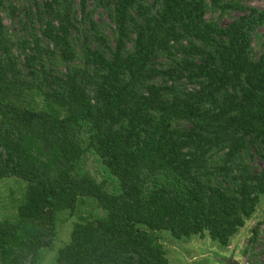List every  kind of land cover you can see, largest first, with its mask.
Wrapping results in <instances>:
<instances>
[{"label":"trees","instance_id":"1","mask_svg":"<svg viewBox=\"0 0 264 264\" xmlns=\"http://www.w3.org/2000/svg\"><path fill=\"white\" fill-rule=\"evenodd\" d=\"M89 1L0 0V178L26 182L0 264H40L63 213L53 264H170L163 232L228 247L264 195V7Z\"/></svg>","mask_w":264,"mask_h":264},{"label":"rangeland","instance_id":"2","mask_svg":"<svg viewBox=\"0 0 264 264\" xmlns=\"http://www.w3.org/2000/svg\"><path fill=\"white\" fill-rule=\"evenodd\" d=\"M244 2L247 5L264 7V0H244ZM89 6H92L91 0L89 1ZM102 13L104 14L103 10H98L96 12V18L100 21L104 18L107 19V17L102 15ZM237 16L238 13L232 12L231 14L226 15L222 19V22L227 24ZM5 21L7 25H10L9 19L6 18ZM254 165L259 170L264 169V158L257 157L254 160ZM21 181L23 183L19 180L13 179V177L0 178V218H5L14 213V209L12 208V195L10 193L16 192L18 195V191H22V189L25 190L26 182L24 180ZM90 205H92L90 207L94 208L93 204ZM93 211L94 213H97L96 209ZM87 212L88 213H86V215L90 213L89 210H87ZM60 217L61 220L58 219L57 239L54 241L55 248L44 251L40 264L54 263L58 248L69 241L73 224L77 220L78 215L71 216L68 213H63ZM262 218H264V195L261 197L255 214L248 219L246 224L240 228L237 234L234 235L230 245L226 248H220L207 234L204 237L194 236L189 239H177L172 237L169 233L163 232L161 233V238L168 249L170 264H190L193 262L224 264L218 258L220 256L230 257L231 255H234L235 258L240 259L243 263L251 264L249 256L245 255L243 251L247 246L252 227ZM259 241L260 244L256 245L254 250L257 253H260V259H264V225L260 228Z\"/></svg>","mask_w":264,"mask_h":264},{"label":"water","instance_id":"3","mask_svg":"<svg viewBox=\"0 0 264 264\" xmlns=\"http://www.w3.org/2000/svg\"><path fill=\"white\" fill-rule=\"evenodd\" d=\"M218 259L224 264H247L243 263L240 259L235 258L234 255H231L230 257L220 256Z\"/></svg>","mask_w":264,"mask_h":264}]
</instances>
